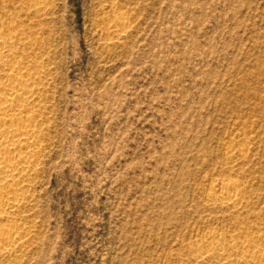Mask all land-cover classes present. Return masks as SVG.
Returning <instances> with one entry per match:
<instances>
[{"label":"rangeland","instance_id":"374dc122","mask_svg":"<svg viewBox=\"0 0 264 264\" xmlns=\"http://www.w3.org/2000/svg\"><path fill=\"white\" fill-rule=\"evenodd\" d=\"M0 40L42 144L0 264H257L264 0H0Z\"/></svg>","mask_w":264,"mask_h":264},{"label":"bare ground","instance_id":"6f19581e","mask_svg":"<svg viewBox=\"0 0 264 264\" xmlns=\"http://www.w3.org/2000/svg\"><path fill=\"white\" fill-rule=\"evenodd\" d=\"M40 5L35 4L38 9ZM8 37L13 38L12 35ZM9 46L0 40V63L13 54ZM11 64L7 66L10 78L0 83V256L12 253L22 244L23 236L16 227L8 228L3 221L10 220V215L23 203L26 182L36 170L42 150L39 112L32 109V103L39 96L33 86L36 81L32 83L30 72ZM232 188L230 183H222L218 188L214 187V191L230 195ZM244 256L254 259L257 264L264 263V249L251 250Z\"/></svg>","mask_w":264,"mask_h":264}]
</instances>
